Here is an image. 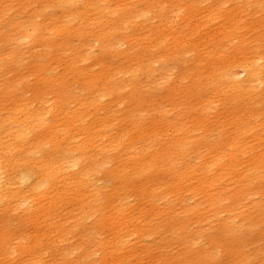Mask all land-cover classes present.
I'll use <instances>...</instances> for the list:
<instances>
[{
  "label": "bare ground",
  "instance_id": "1",
  "mask_svg": "<svg viewBox=\"0 0 264 264\" xmlns=\"http://www.w3.org/2000/svg\"><path fill=\"white\" fill-rule=\"evenodd\" d=\"M0 1V211L24 206L32 223L33 250L45 254L55 240L62 242L64 237H76L74 247L65 246V254L78 253L76 264L93 263L91 256L95 254H100L105 264H223L215 262L220 253L230 259V264L232 261L253 264V260L264 264L262 247L252 245L240 233L241 228L254 232L264 225V201H253L260 187L264 194V140L260 142L264 137L256 134L259 125L253 123L264 124V62L259 65L253 62L259 58L252 56L235 59L223 70L211 71L217 80V92L227 90L236 94L231 131L219 130L214 139H210L213 135L185 137L179 124H174L171 127L174 137L163 144V123L145 122L150 113L148 106L144 107V95L152 88L149 85L146 89L142 82L149 74L148 64L135 59L139 65L125 61L110 69L106 61L110 53L120 52L116 48L120 44L129 51L138 48L146 31L157 42L167 45V37L156 32L160 31L158 27H146L148 22L159 18L157 21H164V27L174 28L173 22L167 20L172 17L163 12L172 6V0H39L38 4L33 0ZM179 1L173 2L177 14L183 9L182 4H177ZM45 8H50L53 14L48 16L43 12ZM219 10L216 6L207 17L214 18ZM8 11L6 19L1 20ZM191 22L187 18V26L197 30L203 26ZM237 31L234 27L227 35ZM111 33L113 37L109 39L107 35ZM71 37L79 38L85 56L98 44L97 63L102 64L104 73L89 77L88 71L84 74L82 69L73 67L74 63L51 67L37 62L51 52L70 49ZM173 43L180 44L176 40ZM27 48L34 50L29 55L23 54L25 60L33 58L29 61L30 75L34 77L33 99L21 93L22 88L28 87L26 78L19 71L13 75L11 71L19 62L18 54ZM254 51L259 53L257 49ZM167 63L168 66L174 62ZM197 67H201L200 63ZM241 74L244 78L240 80ZM71 77L77 78L82 92L79 96H86L84 101L88 103L78 102ZM123 83L129 84L128 91H124ZM169 99L173 104L175 98ZM246 100L253 103L246 104L250 107L244 113L240 108ZM105 101L104 116L95 112L96 120L90 122L87 112ZM113 101L126 102L128 109L120 114L119 109L111 107ZM229 104L230 99L226 101ZM199 122L203 126L206 120L202 116ZM25 147L29 149L27 159H32L39 170L26 187L24 174L18 173L24 159L13 160ZM212 171L213 176L208 178ZM155 174L162 177L161 185L155 182ZM167 178L172 180L167 182ZM183 196L192 197L194 203L187 204ZM130 214L141 216V221L149 217L146 225L152 227L143 229L141 235L139 229L134 234L137 232L144 239L156 232L161 237L160 246L150 245L151 249H146L144 243L145 247H141L146 250L138 254L132 249L130 255L109 259L110 249L120 250V246L132 242L126 232L136 226V218H130ZM182 217L185 222L173 221ZM90 219L94 222L85 225ZM191 224H195L194 229ZM118 226L126 229L120 228V235L111 237ZM211 229L215 236L209 239L210 249H197L194 235ZM4 237L6 245L12 235L7 231ZM170 243L181 247L178 257L173 255L176 252L171 255L173 250H167Z\"/></svg>",
  "mask_w": 264,
  "mask_h": 264
},
{
  "label": "rangeland",
  "instance_id": "2",
  "mask_svg": "<svg viewBox=\"0 0 264 264\" xmlns=\"http://www.w3.org/2000/svg\"><path fill=\"white\" fill-rule=\"evenodd\" d=\"M33 1L36 4H38L39 2V0H33ZM174 1L175 0H172V6L168 7L167 8L168 10L164 9L163 11L164 13H167L166 15L167 17H172L171 19L168 18L167 20H171V22H173L174 28L169 30L170 28L169 25L167 27H164L163 25L164 21L162 22L157 21L159 20V18L151 22H148L147 23L148 25L146 27V28L151 27V26L156 27V28L158 27L160 31H156V28H155V31L158 33V35L164 34L163 36L167 37L168 39L167 45L163 46L162 43H159L154 39V37L151 35L150 32L146 31L145 32L146 34L142 36V40L139 41L138 48H134L131 51H129L127 50V47L125 45L120 44V46L116 47L117 50H119L120 52L117 55L115 53H110L107 56L106 64L110 67V69L112 68L115 69L119 67L125 61L133 62L139 65L138 62L134 61L135 59H142L145 61V64H148L146 65V68L149 74H147V77L143 79L142 82L146 86V89L148 88L149 85L152 88H151L150 93L146 92V95H144V101L146 102V105H144V107L148 106L147 110H149V113H150V115L146 116L148 119L146 118L145 122H148V125L150 122L155 123L157 125H160L163 123L162 127L164 129V134H163L164 136L162 135V138H161L162 139L161 142L163 144H167V142L170 141L172 137H174L175 134L173 133V128H171L173 127L174 124L176 125L179 124V126L182 128V132H185V137H188V136L191 137L192 136L191 134L196 135V136L213 135L212 137H210V139H214V137L217 136V132L219 130H222L224 132L231 131L232 125H230V123L233 121V117H234L233 112L236 110L235 101H233V99L236 97V94L234 92H228L227 90H222L221 92H217V90L215 89V82L217 80H216L215 75H212L211 71L212 69L223 70V68L227 67L235 59H245V58H250L252 56H255L261 59V60L253 59V62L257 61L259 65L262 62H264V5H263L264 0H261V1L260 0H235V1L234 0H222V1L221 0H201V1L200 0H181L177 3V4H182L183 6L182 12L180 14H177V11H175L176 3ZM225 1H227L225 3L226 5L223 4V2ZM173 2L175 4H173ZM259 5L262 6V9L259 8ZM42 6H45V5H42ZM216 6H219V9H220L219 12H217V14L213 16L214 18L209 19L207 17L208 12L212 11ZM244 7H246L247 9ZM258 9H260V12L256 13V10ZM205 11L207 12L205 13ZM43 12L47 13L48 16L53 14V11L50 8L43 9ZM8 13L9 11L3 14V17L1 16V20H5L7 17L6 15H8ZM10 16L14 17L15 19L20 18V16L16 14L15 15L10 14ZM187 18H190V20L192 21L191 22L192 24L201 23L203 25V26L201 25L202 28L200 30H197L196 27H193L192 25L187 26L186 24ZM234 27H236L238 31L236 33L234 32L232 35H227V33L233 30ZM191 30L192 32H190ZM187 34H188V37L186 36ZM107 37L111 39L113 37L112 33L108 34ZM174 37H178V38H174ZM183 37H185V39H183ZM223 38L225 39L222 40ZM71 39H72L73 46L70 49L66 50L65 52H61V51L51 52L49 55L41 58L42 60L40 59L37 62H39L42 65H46V66L52 65L51 67H58V63H62L63 67L65 66V64L69 65V63H74L73 67H78L82 69L84 74L88 71L87 73L89 77L96 76L100 74L101 72L104 73V71L101 70L102 64L97 63V57L99 56V51L97 49L98 44L95 43L94 48H91V50L89 49L87 56H85L83 52H81V50L84 49V47L80 43V40H78L79 38L71 37ZM174 40H176L177 42H180V44L177 45L176 43H173ZM219 40H222V41H219ZM217 41L219 42L215 45ZM156 43L157 45H155ZM26 44H29V43L26 41ZM254 49L259 50V53L256 54ZM187 50H193V52L188 53L186 52ZM33 51L34 50L33 49L30 50V48L24 49L23 53L18 54L20 58L18 59L19 62L16 63L14 66V68L16 69L11 70L12 69L11 67L8 68L9 70L12 71V75L19 71L26 78L25 84L28 87H24V88H22L21 86L19 87L22 88L21 93H23V95L26 96L25 98H31V99H33L32 87L34 83V77L30 75V62L29 61H32L33 58L27 57V60H25L23 57V54L29 55ZM214 51H216V53L212 54ZM171 60L174 63L169 64L167 66L168 64L167 62ZM199 63L201 67L198 68L197 66ZM239 77H240V80L243 79L244 74L243 75L241 74ZM70 81L73 82L74 84V88H75L74 94L77 95L79 99L78 102L82 101L81 103H88V101H84V98H86V96H79L82 94V92L80 91V88L78 86L77 78L71 77ZM260 86L262 87V85ZM123 87H124V91L129 90V84L123 83ZM220 88L223 89V87H220ZM28 89L30 90L29 92H27ZM169 96L171 97V99H169ZM174 98L175 100L173 101V104H172V101L167 100V99L173 100ZM229 99L232 102V104L226 105V101ZM113 102L110 104L111 107H113L114 109H119L120 114L124 113L128 109L127 103L125 101H124L125 104H122V102H118V101H113ZM252 103H253L252 101L246 100V102L243 103V106L240 108V111L243 110V112L245 113L246 109H248L250 105H252ZM106 104H107L106 101L102 102L101 104L97 105V108H93L92 110L90 109L89 113L87 112L88 117L90 118V122L96 120L97 114L95 112H98V114H100L101 116H104V114L106 113V109H107L105 106ZM115 104L118 106H116ZM246 104H250V105H246ZM256 113L260 114V111L258 112L256 111ZM202 116L206 120V123L203 126L198 125L200 123L199 119ZM257 122L253 121L254 124L256 123L255 125H259L258 131H256V134L264 137V130L261 131V129L264 128V124L261 121L260 122L257 121ZM263 140L264 138H261L260 142H263ZM28 151L29 149L25 147L16 154L17 158L13 159L11 156H9L13 160L24 159V160H21L20 162L21 164H19V168H18V173L21 172L22 175L24 174L23 176L27 180V184H25L24 187L28 185V183L32 179L31 177H34L39 174V170L35 168L34 164L32 163L33 160L27 159ZM21 156L25 158H20ZM193 158H199V157L197 156ZM108 167H111V165H108ZM212 174H214V171L210 172V174H208L207 177L209 178L213 176ZM154 178L157 184L159 185L162 184L161 176H159L158 174H155ZM171 180L172 178L166 179L167 182H170ZM102 181L103 180L99 182L102 183ZM184 198L186 199L187 204L192 205L194 203V200L192 197L185 196ZM253 201H264V194H263L261 187L258 189L257 194L253 197ZM178 203L179 202L176 201L175 205H177ZM176 209L178 210L180 209V207L176 206ZM168 210L169 209L167 208L165 211H168ZM186 216H190V214L187 213ZM129 217L133 219L136 218L134 219L136 220L135 222L136 226L129 227L127 229L129 233L126 232V234L130 237L129 239H131L132 242L128 244L129 246L128 245L120 246L122 248L120 249L119 247L120 250L113 249L114 250L113 251L112 249H110V251L112 252V253L110 252V256L112 257H109V259L110 258L115 259L116 257L117 259H120L122 258V255L123 257L124 255L126 256L130 255L131 252H133V250L135 249L137 250V251L135 250L136 254H138L143 250L151 249L150 245H152L151 246L152 248H154L155 246L157 247L158 245L160 246L161 242L159 241L161 237H157L160 235L157 234L156 232L149 234V238L148 237L144 239H141V237L139 238L142 232H144L143 229L146 230L152 227V226L146 225L149 221L148 216L145 221L140 220L141 216H137L139 218L138 219L137 217H133L130 214ZM173 221L175 223L185 222L186 219L183 217L174 218ZM93 222L94 220L90 219L86 222L87 224L85 225H91ZM138 224L139 226H137ZM31 225L32 223L28 219L27 214L25 213L24 206L20 207L17 210L13 209V210H8L6 212L4 210L0 211V236H1L0 237V264H5V263L8 264L9 262L11 264H15V263L16 264H33V263L34 264H37V263L51 264L52 262L53 263L56 262V264H70V263L76 264V262L74 263V261H76L78 258L77 252L72 253L71 254L72 256L65 254L66 247H70L71 244H72L71 246L74 247L75 242H77L76 237L71 238L72 240L76 239L74 240V242L70 238L67 239L66 237H64V240L62 239L63 240L62 242H55L56 241L55 240L54 243L56 244L54 243L51 244L49 247L51 249L49 251H45V254H44L43 252H37L33 250L32 248L33 243H34V240L32 237L34 233L32 232L33 228ZM120 228L126 229V228L118 226V228L114 230L115 232L114 235H112L111 237H116L115 235L117 236L120 235L118 234V231L120 230ZM190 228L194 229L195 224H191ZM138 229H139L140 235H138L137 232H135L134 234V231H137ZM7 231L11 233L12 238L5 245L6 239L4 237V234L7 233ZM240 233L245 239L249 240L250 242H253L252 245L254 244L255 246L257 245L261 246L262 251L260 252V254L264 255V225L258 227L256 231L254 232L248 231L245 228H241ZM123 234L126 235L125 233ZM214 236H215L214 229H211L210 231H206L200 235L196 233V235H194V238L197 240L196 248L200 250L210 249L209 239H211ZM216 237L218 238L217 235ZM147 242H150L148 243L149 245L147 244ZM152 242L154 245L152 244ZM135 243L138 245H136ZM132 244L133 245L135 244L136 246L134 245V247H131L133 246ZM143 244L146 245L147 247L146 249L143 248L145 247L143 246ZM141 245L143 247H141ZM178 247H179L178 244L170 243L169 245H167L166 248L169 252L173 250L171 255L174 252H176V254L174 253L173 255L177 256L181 252V247H179V249ZM250 247L252 246H249V248ZM16 249L17 251L19 250L18 251L19 253L16 251ZM22 249L24 250L22 251ZM175 249L178 251H176ZM123 250L124 251L126 250L125 253ZM119 251L122 254H120ZM1 253L3 256H1ZM66 255L67 257H64ZM43 256H45V258ZM100 256H101L100 254H95V256H91L92 258L91 260L92 261L94 260L95 262L94 261L93 263L90 262V264H103V263L105 264V262L102 261V257ZM60 257H62V259ZM219 261H221L220 263L228 264L230 262V259L224 256L223 253L222 255L220 253L219 256L217 255V259L215 262L218 263ZM233 263L234 261H232L231 264ZM252 263L260 264V262L258 261L256 263V260L255 261L253 260Z\"/></svg>",
  "mask_w": 264,
  "mask_h": 264
}]
</instances>
